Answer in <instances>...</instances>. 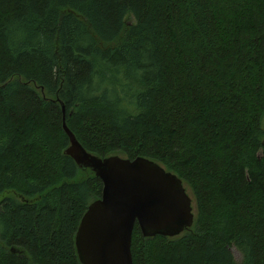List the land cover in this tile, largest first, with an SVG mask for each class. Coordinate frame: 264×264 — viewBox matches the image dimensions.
I'll use <instances>...</instances> for the list:
<instances>
[{
	"label": "trees",
	"instance_id": "16d2710c",
	"mask_svg": "<svg viewBox=\"0 0 264 264\" xmlns=\"http://www.w3.org/2000/svg\"><path fill=\"white\" fill-rule=\"evenodd\" d=\"M64 124L194 197L178 237L135 225L133 264H264V0H0V264H81L103 184Z\"/></svg>",
	"mask_w": 264,
	"mask_h": 264
},
{
	"label": "water",
	"instance_id": "95a60500",
	"mask_svg": "<svg viewBox=\"0 0 264 264\" xmlns=\"http://www.w3.org/2000/svg\"><path fill=\"white\" fill-rule=\"evenodd\" d=\"M64 131L70 140L66 154L103 184L101 198L89 206L76 233L81 264H133L136 224L145 238H174L193 227V201L177 175L142 157H98L65 124Z\"/></svg>",
	"mask_w": 264,
	"mask_h": 264
},
{
	"label": "rangeland",
	"instance_id": "374dc122",
	"mask_svg": "<svg viewBox=\"0 0 264 264\" xmlns=\"http://www.w3.org/2000/svg\"><path fill=\"white\" fill-rule=\"evenodd\" d=\"M40 92V94L43 96V97H46L47 95L46 94H43L41 91H39ZM86 175L87 174H80L79 175V178L81 179V178H84V177H86ZM186 190H187V193H188V195L192 198V201H193V208H194V212H195V200H194V197H193V195H192V193H191V191L186 187ZM12 196V194H6V195H4L3 197H11ZM2 197V198H3ZM233 254H234V256L236 257V259L237 260H240V254L236 251V250H233Z\"/></svg>",
	"mask_w": 264,
	"mask_h": 264
}]
</instances>
